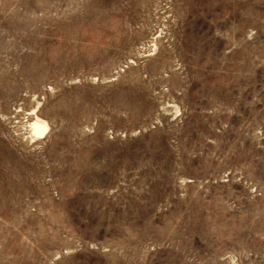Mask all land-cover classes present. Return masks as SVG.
Instances as JSON below:
<instances>
[{
	"label": "rangeland",
	"instance_id": "rangeland-1",
	"mask_svg": "<svg viewBox=\"0 0 264 264\" xmlns=\"http://www.w3.org/2000/svg\"><path fill=\"white\" fill-rule=\"evenodd\" d=\"M0 264H264V0H0Z\"/></svg>",
	"mask_w": 264,
	"mask_h": 264
},
{
	"label": "bare ground",
	"instance_id": "bare-ground-1",
	"mask_svg": "<svg viewBox=\"0 0 264 264\" xmlns=\"http://www.w3.org/2000/svg\"><path fill=\"white\" fill-rule=\"evenodd\" d=\"M26 127L27 136H29V139L32 140L44 136L49 128V122L45 118L33 112L32 117L27 121Z\"/></svg>",
	"mask_w": 264,
	"mask_h": 264
}]
</instances>
